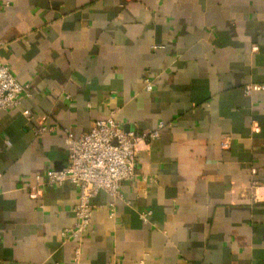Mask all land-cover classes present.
Masks as SVG:
<instances>
[{
	"label": "crops",
	"instance_id": "obj_1",
	"mask_svg": "<svg viewBox=\"0 0 264 264\" xmlns=\"http://www.w3.org/2000/svg\"><path fill=\"white\" fill-rule=\"evenodd\" d=\"M0 2V62L29 92L0 109V264H264V92L242 91L264 82V0ZM111 113L159 134L63 237L77 187L29 186Z\"/></svg>",
	"mask_w": 264,
	"mask_h": 264
},
{
	"label": "built area",
	"instance_id": "obj_2",
	"mask_svg": "<svg viewBox=\"0 0 264 264\" xmlns=\"http://www.w3.org/2000/svg\"><path fill=\"white\" fill-rule=\"evenodd\" d=\"M6 3L0 2V8ZM146 90L152 89L149 78H144ZM28 85L20 83L10 67L0 62V109L18 107L21 95L29 96ZM245 95L264 92V82L246 83L242 86ZM159 127L136 133L124 130L111 113L105 118L94 119L88 131L75 137L66 131L65 144L67 161L60 169L49 168L43 174H36L29 186L28 195L39 199L47 185H61L66 181L77 187V202L73 212L76 221L73 227L63 229L60 234L70 239H82L89 231L92 214V198L100 191L107 192L113 199L122 198L120 185L136 177V159L140 142L158 136ZM47 127L34 130L42 133ZM257 130V129H254ZM223 144V143H222ZM253 173L255 169L251 170ZM113 214V203H110ZM150 211L139 212V218L147 221Z\"/></svg>",
	"mask_w": 264,
	"mask_h": 264
}]
</instances>
